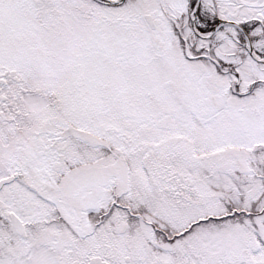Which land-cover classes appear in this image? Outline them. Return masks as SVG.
<instances>
[{"label":"snow or ice","instance_id":"1","mask_svg":"<svg viewBox=\"0 0 264 264\" xmlns=\"http://www.w3.org/2000/svg\"><path fill=\"white\" fill-rule=\"evenodd\" d=\"M0 264H264V0H0Z\"/></svg>","mask_w":264,"mask_h":264}]
</instances>
